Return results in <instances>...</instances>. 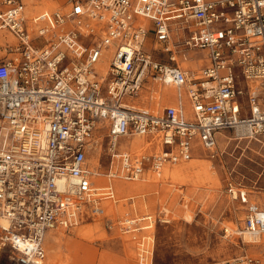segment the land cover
I'll use <instances>...</instances> for the list:
<instances>
[{
	"label": "built area",
	"instance_id": "built-area-1",
	"mask_svg": "<svg viewBox=\"0 0 264 264\" xmlns=\"http://www.w3.org/2000/svg\"><path fill=\"white\" fill-rule=\"evenodd\" d=\"M199 52L200 68L183 65ZM151 78L173 90L158 113L138 103ZM101 123L107 173L89 161ZM220 136L264 142V0H0V264H46L48 233L103 216L110 180L216 157ZM228 192L247 207L233 235L264 237V209L232 180Z\"/></svg>",
	"mask_w": 264,
	"mask_h": 264
},
{
	"label": "rangeland",
	"instance_id": "rangeland-1",
	"mask_svg": "<svg viewBox=\"0 0 264 264\" xmlns=\"http://www.w3.org/2000/svg\"><path fill=\"white\" fill-rule=\"evenodd\" d=\"M112 51L113 47L107 49L106 60ZM184 52L194 54L189 49ZM197 54V58L204 55ZM166 90L161 81L151 78L140 91L138 103L158 113L166 106L163 94L173 95L172 89ZM107 133L106 124L97 126L98 150L89 155L91 165L100 167L102 173L109 171L112 153ZM153 174L150 171L142 181H126L142 185L129 194L115 187V199L107 201L115 212L85 217L67 231H53L57 242L54 249L45 244L47 264H241L244 255L264 252V243H249L233 235L231 229L237 231L243 225L247 207L228 192L232 180L246 188L250 202L264 209V142L220 136L216 157L200 151L190 161L169 164L160 174ZM149 216L152 229H143L149 222L142 220L135 224L136 231H125V220Z\"/></svg>",
	"mask_w": 264,
	"mask_h": 264
},
{
	"label": "bare ground",
	"instance_id": "bare-ground-1",
	"mask_svg": "<svg viewBox=\"0 0 264 264\" xmlns=\"http://www.w3.org/2000/svg\"><path fill=\"white\" fill-rule=\"evenodd\" d=\"M43 4H45V3H43ZM47 4H51V3H47ZM46 4V5H47ZM53 4H55V3H53ZM39 6H41V5H39ZM42 7V6H41ZM39 9H41V8H39ZM34 10H35V8H33V6H32V4L30 3V6L28 7V13L30 14V15H33V13H34ZM110 57H111V55H110ZM110 61H111V58L109 59V60H104V62L102 61L101 62V65H100V69L102 70V71H104L105 73L108 71V69H109V66H110ZM102 63H103V65H102ZM91 147H95V151H97L98 150V147H97V145L93 142L92 144H91ZM96 179H97V181H98V183H100V185L97 187V188H99V189H101V187H104V185H103V183H102V181L104 180L103 178H101L100 177V175L99 176H97L96 177ZM114 181H116L117 183H118V191L119 192H121V193H124L127 189H131V188H135V187H139V186H141L140 185V183H130V182H125L124 180H120V179H114V180H111V182H114ZM140 181V180H139ZM142 181V180H141ZM105 207H106V210L107 211H113V212H115V208H114V205L112 204V203H106V205H105ZM130 221V220H129ZM137 221V220H136ZM0 223L2 224V225H4L5 223H4V221H0ZM152 227V225H147V228L149 229V228H151ZM154 227V226H153ZM230 226H229V229L227 228V231L228 232H231L230 231ZM232 230V229H231ZM232 231H236V230H232ZM57 236H55V235H48L47 236V238H46V242H45V244L46 245H51L52 247L51 248H55L56 246H55V243L57 242ZM245 239L248 241V242H250V243H255V244H260V243H263V239L264 238H252L251 236H249V234H247V236L245 237ZM54 246V247H53ZM56 250V249H55Z\"/></svg>",
	"mask_w": 264,
	"mask_h": 264
},
{
	"label": "crops",
	"instance_id": "crops-1",
	"mask_svg": "<svg viewBox=\"0 0 264 264\" xmlns=\"http://www.w3.org/2000/svg\"><path fill=\"white\" fill-rule=\"evenodd\" d=\"M29 3H31L32 4V1H29ZM51 5H52V3H51ZM29 7V6H28ZM199 63V62H198ZM198 63H194L193 62V64L192 63H190V61H188V62H186L185 63V65L184 66H187V67H191V68H193V69H197L198 68V65L200 64H198ZM103 64V63H102ZM203 64V63H202ZM202 64H200V65H202ZM160 81V80H159ZM163 83V82H162ZM164 85V84H163ZM165 87H166V91H168V89H170L168 86H166V85H164ZM171 90V89H170ZM95 143V142H94ZM143 147V149H152L153 147H154V144L153 143H147V141L146 140H143V139H140V141H139V138H136V141H134L133 143H132V145H131V149L133 148V150H137V149H140V148H142ZM92 149L94 150L95 149V147L93 148L92 147ZM95 151V150H94ZM92 167L94 168V170H96V167H97V165L96 166H93L92 165ZM151 171V170H150ZM149 171V172H150ZM148 172V173H149ZM103 175L104 174H101L100 175V177L101 178H103ZM157 174H153V176H156ZM104 180L102 181V183H103V185L104 186H106L107 185V183L109 182V179H105V178H103ZM96 181H97V179H96ZM110 182H111V180H110ZM126 182V181H125ZM112 183V182H111ZM131 183V182H130ZM133 183V182H132ZM97 187L100 185V183H98V181H97ZM113 185H115V187H117V190H118V183L116 182V181H114L113 182ZM142 186V185H141ZM141 186H139V187H135V188H140ZM135 188H131V189H127L124 193H121V192H119V193H121V194H129V193H131V191H133ZM108 200H105L104 202H103V207H104V209H105V213L107 212V210H106V207H105V203L107 202ZM138 219H140V220H143V219H145V218H138ZM128 220H130V219H128ZM138 221V220H137ZM150 224H148V225H152L151 224V222H149ZM153 226H154V224L152 225V227H151V229L153 228ZM143 229H148L147 228V224H145V225H143ZM232 230H236V229H233L232 228ZM53 235V231H51V232H49L48 233V235ZM47 235V236H48ZM261 238H264V237H261ZM246 240V239H245ZM264 240V239H263ZM247 241V240H246ZM248 242V241H247ZM250 243V242H249ZM253 243V242H252ZM263 243H264V241H263ZM263 243H261V244H263ZM253 244H255V243H253ZM48 258V257H47ZM46 264H47V261H46Z\"/></svg>",
	"mask_w": 264,
	"mask_h": 264
}]
</instances>
